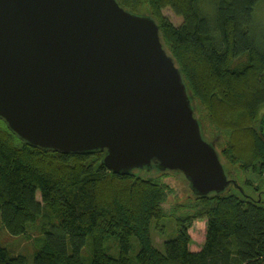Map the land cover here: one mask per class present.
Here are the masks:
<instances>
[{
  "label": "trees",
  "instance_id": "16d2710c",
  "mask_svg": "<svg viewBox=\"0 0 264 264\" xmlns=\"http://www.w3.org/2000/svg\"><path fill=\"white\" fill-rule=\"evenodd\" d=\"M119 1L160 25L204 137L237 174H264V0ZM105 154L32 145L0 116V223L14 237L38 227L32 264H264V176L239 182L223 163L239 186L203 196L190 189L179 199L164 174L177 171L116 173ZM170 217L176 235L158 248L152 226L164 230ZM200 219L206 238L193 250L190 228ZM29 263L0 240V264Z\"/></svg>",
  "mask_w": 264,
  "mask_h": 264
},
{
  "label": "water",
  "instance_id": "95a60500",
  "mask_svg": "<svg viewBox=\"0 0 264 264\" xmlns=\"http://www.w3.org/2000/svg\"><path fill=\"white\" fill-rule=\"evenodd\" d=\"M0 116L35 146L106 151L116 173L156 165L201 196L239 186L160 25L119 0H0Z\"/></svg>",
  "mask_w": 264,
  "mask_h": 264
},
{
  "label": "rangeland",
  "instance_id": "374dc122",
  "mask_svg": "<svg viewBox=\"0 0 264 264\" xmlns=\"http://www.w3.org/2000/svg\"><path fill=\"white\" fill-rule=\"evenodd\" d=\"M163 13L166 17L169 18V20L174 25H180L183 21V18L179 15H177L171 8L167 7L163 9ZM264 13V6L260 7L258 10V14ZM264 113V109L262 111V114ZM206 137L210 139V134L207 132ZM220 152V149H218ZM221 154V152H220ZM221 158L223 163L225 164L226 168L228 169L229 174L231 175L236 174L237 181L241 182L245 178H250L255 184L260 183V178L264 176V174L260 175L259 173L255 171H246V172H240L237 174V169L230 165L225 158L221 154ZM165 171V170H164ZM163 171V172H164ZM164 174H169L168 177H166V181L171 184V186L174 188V191L176 193V197L179 199H182L185 196V193L191 189V186L189 184V181L185 178V176L181 172H165ZM234 179V177H232ZM175 198V197H174ZM173 199V198H172ZM161 223L164 225V230H161L159 226L157 227L154 223L152 226V237L155 245L158 248L163 247V243L166 239L169 237L176 235V223L174 221L173 217L163 219ZM190 234L192 237V244L191 248L193 250H199L206 238V222L205 220H196L192 227L190 228ZM41 235L38 227H33L30 229V234L28 236H18L14 237L10 235L4 227H2L0 223V240L3 244L7 245L14 253H20L25 254L29 259V264H32V257L34 255V252L36 251V243L37 238Z\"/></svg>",
  "mask_w": 264,
  "mask_h": 264
},
{
  "label": "flooded vegetation",
  "instance_id": "af4514ba",
  "mask_svg": "<svg viewBox=\"0 0 264 264\" xmlns=\"http://www.w3.org/2000/svg\"><path fill=\"white\" fill-rule=\"evenodd\" d=\"M238 183V182H237ZM235 185V184H234ZM239 185V184H238ZM236 186V185H235Z\"/></svg>",
  "mask_w": 264,
  "mask_h": 264
}]
</instances>
